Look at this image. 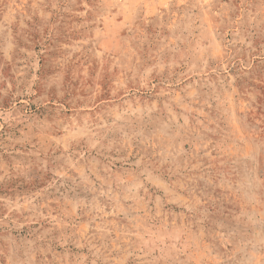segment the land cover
Returning <instances> with one entry per match:
<instances>
[{"label":"rangeland","instance_id":"374dc122","mask_svg":"<svg viewBox=\"0 0 264 264\" xmlns=\"http://www.w3.org/2000/svg\"><path fill=\"white\" fill-rule=\"evenodd\" d=\"M0 264H264V0H0Z\"/></svg>","mask_w":264,"mask_h":264}]
</instances>
